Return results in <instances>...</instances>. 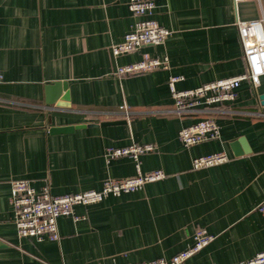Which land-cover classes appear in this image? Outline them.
<instances>
[{
    "label": "crops",
    "instance_id": "0c3cea01",
    "mask_svg": "<svg viewBox=\"0 0 264 264\" xmlns=\"http://www.w3.org/2000/svg\"><path fill=\"white\" fill-rule=\"evenodd\" d=\"M154 1L152 16L170 29L165 41L113 55L110 45L141 17L127 0H0V264L168 259L193 243L197 227L213 239L181 264H236L264 250V214L254 208L264 199V74L256 85L242 80L218 110L187 114L171 111L167 83L171 74L183 89L244 72L236 19L264 15V0L236 9L232 0ZM142 52L167 55L168 66L114 73ZM53 81L66 82L68 106L45 101ZM206 115L219 137L183 145L179 128ZM132 142L155 145L139 155V169L164 177L74 204L57 217L58 239L17 234L11 179L47 183L54 194L99 189L107 177L137 173L132 157L104 155ZM214 151L229 159L192 168L194 156Z\"/></svg>",
    "mask_w": 264,
    "mask_h": 264
},
{
    "label": "built area",
    "instance_id": "2783aa9c",
    "mask_svg": "<svg viewBox=\"0 0 264 264\" xmlns=\"http://www.w3.org/2000/svg\"><path fill=\"white\" fill-rule=\"evenodd\" d=\"M248 0H232L235 9L237 3ZM128 9L138 18L132 28L124 33L123 38L110 45L113 55L137 51L145 44H162L170 34V29L158 23L152 16L155 7L154 0H127ZM236 25L246 70L242 73L203 82L199 85L177 89L175 82L181 75H169L167 83L174 98L171 111L177 114H187L203 109H216V104L224 103L235 98L236 87L244 79L256 85L264 74V15L250 19L237 17ZM167 55H150L142 52L135 61L118 65L114 73L119 76L150 71L157 67H167ZM2 75L0 72V81ZM202 105V107H200ZM178 137L185 146L204 140L219 137V125L212 115H206L190 124L183 125L178 130ZM155 145L151 142H132L122 146H107L104 155L107 159L118 156H130L136 161L137 173L128 177H107L99 189L51 193L49 185L43 183L36 189L28 179L14 178L10 180V202L13 205L14 222L19 236H33L41 239L47 236L58 239L59 231L57 217L62 214H71L76 203L89 204L100 201L108 194L118 195L141 187L145 182L154 181L165 176L162 169L140 171L138 157L140 154L151 151ZM229 159L224 151L194 156L191 160L192 168H199L218 164ZM256 210L264 214V199L259 201ZM213 239V235L204 227H197L193 233V243L165 259L158 257L136 262H120L113 264H181L192 254ZM236 264H264V250L251 257L240 260Z\"/></svg>",
    "mask_w": 264,
    "mask_h": 264
},
{
    "label": "water",
    "instance_id": "95a60500",
    "mask_svg": "<svg viewBox=\"0 0 264 264\" xmlns=\"http://www.w3.org/2000/svg\"><path fill=\"white\" fill-rule=\"evenodd\" d=\"M62 89L64 93H62ZM61 96V100L57 101V98ZM259 98L261 103H264V92L259 94ZM69 95L67 90V85L65 81H53L45 85V101L47 103H56L57 105L61 106H68L69 105ZM121 122V120H114V121H102V124L107 123H115ZM75 126H82V125H75ZM74 128L73 125L68 126H60L55 127L54 130L56 131H68Z\"/></svg>",
    "mask_w": 264,
    "mask_h": 264
}]
</instances>
